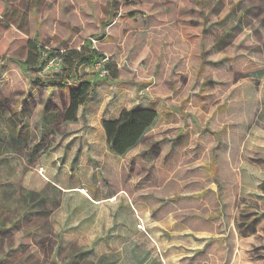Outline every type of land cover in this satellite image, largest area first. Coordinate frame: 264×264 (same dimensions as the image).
<instances>
[{"label":"rangeland","instance_id":"rangeland-1","mask_svg":"<svg viewBox=\"0 0 264 264\" xmlns=\"http://www.w3.org/2000/svg\"><path fill=\"white\" fill-rule=\"evenodd\" d=\"M30 39L119 77L79 67L67 121ZM138 106L158 117L119 157L102 123ZM0 264H264V0H0Z\"/></svg>","mask_w":264,"mask_h":264},{"label":"trees","instance_id":"trees-1","mask_svg":"<svg viewBox=\"0 0 264 264\" xmlns=\"http://www.w3.org/2000/svg\"><path fill=\"white\" fill-rule=\"evenodd\" d=\"M92 42L84 41L80 48H67L59 52H53L45 45L33 39L28 41V52L23 65L26 68L37 69L41 59L46 63L51 58L58 56L61 60L62 72L58 74V85L69 87V103L65 111L67 121H75L79 106L85 104L96 91L97 80L80 76L79 67H92L102 62L104 70L108 71L109 78H118L119 69L110 60L105 59V54L98 48L93 47ZM48 56L44 58V54ZM34 85L43 81L40 78H31ZM158 113L150 109L124 110L119 119L104 121L108 144L118 154H125L131 147L135 146L146 130L157 119ZM81 191L89 196L86 189Z\"/></svg>","mask_w":264,"mask_h":264},{"label":"crops","instance_id":"crops-1","mask_svg":"<svg viewBox=\"0 0 264 264\" xmlns=\"http://www.w3.org/2000/svg\"><path fill=\"white\" fill-rule=\"evenodd\" d=\"M131 109H150V110H155L156 112H157V110L154 108V107H152V106H138V107H134V108H123V109H121V111L119 112V114L117 115V116H115V117H111V118H104V121H109V120H116V119H119L120 118V116H121V114H122V112L124 111V110H131ZM158 113V112H157ZM104 121H103V128H104V131H105V134H106V139H107V133H106V130H105V127H104ZM145 134V133H144ZM143 137V136H142ZM141 137V138H142ZM141 138H140V140L138 141V143L135 145V146H133V147H131L125 154H123V155H121V154H118V153H116V152H114L112 149H111V147H110V145H109V147H110V150L115 154V155H117V156H119V157H124L125 155H127L131 150H133L138 144H139V142L141 141ZM107 142H108V139H107ZM180 202H182V200H180ZM182 209V208H181ZM126 252H128V251H126Z\"/></svg>","mask_w":264,"mask_h":264},{"label":"built area","instance_id":"built-area-1","mask_svg":"<svg viewBox=\"0 0 264 264\" xmlns=\"http://www.w3.org/2000/svg\"><path fill=\"white\" fill-rule=\"evenodd\" d=\"M59 60H60V59H59ZM106 60H107V59L105 58L104 61H106ZM50 61H51V60H50ZM60 61H61V60H60ZM101 66H102V62H98V63L95 65L96 68H99V69H101V70H103V71L108 72L107 70H104L103 67H101Z\"/></svg>","mask_w":264,"mask_h":264}]
</instances>
